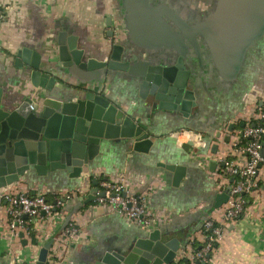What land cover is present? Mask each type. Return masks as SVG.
I'll list each match as a JSON object with an SVG mask.
<instances>
[{
    "label": "crops",
    "instance_id": "0c3cea01",
    "mask_svg": "<svg viewBox=\"0 0 264 264\" xmlns=\"http://www.w3.org/2000/svg\"><path fill=\"white\" fill-rule=\"evenodd\" d=\"M151 2L165 3L193 22L213 10L216 0ZM0 4V86L14 104L27 96L37 97V89L26 74L27 65L19 68L15 63L18 51L24 47L41 53L42 67L48 69L46 61L50 56L54 68L61 65L56 41L62 31L76 35L79 47L99 60L108 58L114 42L131 46L123 28L121 0H0ZM112 14L119 20L114 37L109 31L115 25L107 23ZM130 48L132 56H125L130 60L155 62L169 55L164 61L172 64L175 54L173 50L147 52ZM207 50L202 47V62L193 49L186 59L192 73L189 88L195 90L197 102L188 116L149 107L151 96L146 100L140 97L138 80L128 72L110 71L102 81L91 84L90 87L105 92L127 112L142 117L149 126L152 146L145 152L135 150L133 144L110 142L102 146L92 167L84 169L79 177L70 176L65 169L46 175L31 171L26 178L1 189L0 264H32L33 256L37 253L39 256L45 244L41 247L42 234H48V239L60 236L69 214L82 233L76 241H54L53 254L61 264H92L89 258L97 248L127 240L140 232L143 228L108 211L97 200L83 203L95 186L94 179L100 182L102 178L121 182L136 194L148 195V207L161 218L150 230L160 229L163 241L173 238L180 241V249L171 264L185 261L189 264H264V163L257 177L258 187L247 197L244 215L229 225L205 261L195 259L196 250L206 242L205 220L223 221L224 204L216 207V196L234 181L233 176L223 173L225 160L245 162L233 150L232 140L243 124L255 119L258 107L264 104V35L249 46L241 72L232 82L218 74ZM78 84L81 82L74 75H67L64 81L56 83L68 93L75 91L74 86ZM183 130L197 132L201 138L193 142L178 137L176 133ZM170 166L184 169L177 185L174 182L177 173L167 168ZM4 190L45 194L52 202L62 191L80 190V193L67 202L65 217L55 213L49 220L34 223L37 239L34 243L23 231L20 240L11 238L9 205L1 196Z\"/></svg>",
    "mask_w": 264,
    "mask_h": 264
},
{
    "label": "water",
    "instance_id": "95a60500",
    "mask_svg": "<svg viewBox=\"0 0 264 264\" xmlns=\"http://www.w3.org/2000/svg\"><path fill=\"white\" fill-rule=\"evenodd\" d=\"M121 4L123 28L130 45L147 52L173 50L172 64L164 61L169 55L155 62L127 59L132 56V48L119 41L113 43L106 60L95 59L79 47L78 37L68 31L58 34L61 65L55 68L52 56L46 61L48 69H44L41 53L28 47L19 50L16 66L27 65L26 74L37 89V97L27 96L14 104L0 86V190L26 178L31 171L46 175L65 169L70 176L79 177L84 169L92 167L102 146L110 142L133 144L137 151L149 150L152 135L142 117L127 112L105 92L90 87L110 71L136 77L140 97L152 98L149 107L188 116L197 105L195 90L189 88L192 73L186 64L191 49L202 62V47H206L218 74L232 82L241 72L249 46L264 35V0H216L213 10L193 22L165 3L121 0ZM107 23L111 26L112 18ZM109 35L115 36L114 29ZM67 75L81 82L71 93L56 85ZM167 168L177 173L174 182L179 184L184 169ZM93 183L85 204L103 194L99 192V181L94 179ZM228 199L227 189L216 196V207ZM70 218L69 214L62 229ZM53 239L45 242L36 264H46ZM180 246L175 238L163 241L160 229H142L127 240L100 246L89 260L92 264H171Z\"/></svg>",
    "mask_w": 264,
    "mask_h": 264
},
{
    "label": "built area",
    "instance_id": "2783aa9c",
    "mask_svg": "<svg viewBox=\"0 0 264 264\" xmlns=\"http://www.w3.org/2000/svg\"><path fill=\"white\" fill-rule=\"evenodd\" d=\"M1 10L0 4V12ZM110 17L113 20L112 25H115L114 27L111 25V29H114L116 34V25L119 24V20L115 19L114 14ZM176 135L193 142H198L201 138L199 133L192 130H183ZM232 145L236 154L244 157L245 162L225 160L223 173L233 176L234 181L228 188L229 199L224 203L222 223H216L212 218H208L204 222L206 242L201 249L195 252V259L198 261H205L207 256L215 250L229 225L244 215L247 197L258 187L257 177L260 166L264 163V155H262L264 152V104L258 107L255 119L245 123L235 135ZM99 192L103 194L97 196V204L119 215L128 223L147 231L150 230L151 225L161 221L159 214L148 207L149 197L145 193L136 194L124 187L121 182L107 178L100 179ZM79 193L80 190L62 191L55 195V200L52 202L47 199L45 194L31 195L27 192L4 190L1 196L9 205V234L11 238L20 240L22 238L21 231L30 235V224L34 226L36 221L49 220L55 213L65 217L67 202ZM38 228L35 230L38 231ZM81 233L80 227L70 220L61 231V235L53 237V243L54 241L57 243L58 241L65 243L76 241ZM48 236V234H42L41 247L49 238ZM52 249V247L49 249L46 264H61L55 258ZM37 261L38 253L33 256L31 263L36 264Z\"/></svg>",
    "mask_w": 264,
    "mask_h": 264
},
{
    "label": "trees",
    "instance_id": "16d2710c",
    "mask_svg": "<svg viewBox=\"0 0 264 264\" xmlns=\"http://www.w3.org/2000/svg\"><path fill=\"white\" fill-rule=\"evenodd\" d=\"M34 226H33V224H30L29 225V229H30V237L32 238V241L34 242V243H37V239H36V237H35V231L32 229ZM200 248V247H199ZM211 254V253H210ZM198 261V260H197ZM182 262V261H181ZM179 264H180V262H179ZM184 264H189L188 262H184Z\"/></svg>",
    "mask_w": 264,
    "mask_h": 264
}]
</instances>
